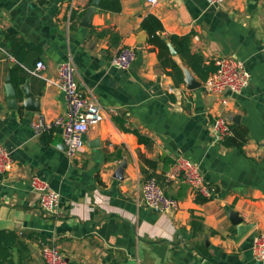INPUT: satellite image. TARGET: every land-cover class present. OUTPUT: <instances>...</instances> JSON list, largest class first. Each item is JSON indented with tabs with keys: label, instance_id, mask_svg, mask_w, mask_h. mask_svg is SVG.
<instances>
[{
	"label": "crops",
	"instance_id": "1",
	"mask_svg": "<svg viewBox=\"0 0 264 264\" xmlns=\"http://www.w3.org/2000/svg\"><path fill=\"white\" fill-rule=\"evenodd\" d=\"M89 1L0 0V145L13 160L0 174V231L16 233L29 248L20 263L12 250L13 264H43L40 249L49 244L69 264H264L251 254L252 237L264 231V0H225L218 7L205 0L153 6L119 0V12L100 5L82 27ZM149 15L162 24L158 35L167 45L169 36L189 37L190 52L205 65L224 57L241 61L251 75L247 89L235 96L206 93L176 53L170 56L183 77L177 84L141 27ZM122 47L136 51L126 71L111 65ZM67 61L79 91L95 96L103 114L72 161L60 131L35 136L31 128L39 116L51 121L66 113L57 69ZM37 62L44 70L35 75ZM7 82L15 109L8 107ZM218 117L246 128L241 150L214 142ZM178 158L198 167L206 202L197 203L204 197L179 180L165 182ZM34 177L59 194L53 212L39 207ZM151 177L179 202L177 212L143 204L141 186ZM231 213L241 225L231 223ZM246 225L252 228L232 239Z\"/></svg>",
	"mask_w": 264,
	"mask_h": 264
},
{
	"label": "built area",
	"instance_id": "2",
	"mask_svg": "<svg viewBox=\"0 0 264 264\" xmlns=\"http://www.w3.org/2000/svg\"><path fill=\"white\" fill-rule=\"evenodd\" d=\"M46 2L47 0H31ZM213 7L221 6L225 0H205ZM146 4L153 6L158 0H145ZM136 59V51L131 47H122L112 58L111 65L119 70H128ZM215 71L203 83V90L211 95L227 93L231 96L240 95L250 84L251 75L241 61L232 57H224L214 62ZM44 70L42 62H37L34 74ZM74 65L67 61L58 66L57 84L63 92L66 113L46 121L41 116L31 124L35 136H41L52 130L61 133L64 153L72 161L84 148V137L87 132L103 121V114L97 99L92 94H82L76 82ZM226 104V100L222 101ZM213 140L220 144L230 135L227 121L218 117L211 125ZM13 160L10 153L0 145V174L10 171ZM179 180L187 185L195 194L204 198L209 192L204 184L198 167L190 160L178 158L170 171L165 175V182ZM31 190L38 196V204L45 213L53 212L60 201L57 192L51 190L48 184L37 177L31 179ZM141 201L151 210L165 213H175L180 204L177 200L165 195L163 188L155 178H147L141 186ZM251 254L255 261L264 262V231L255 234L251 239ZM43 264H69L54 244L43 245L40 249Z\"/></svg>",
	"mask_w": 264,
	"mask_h": 264
},
{
	"label": "trees",
	"instance_id": "3",
	"mask_svg": "<svg viewBox=\"0 0 264 264\" xmlns=\"http://www.w3.org/2000/svg\"><path fill=\"white\" fill-rule=\"evenodd\" d=\"M101 8L109 12H119L120 3L119 0H102ZM141 27L148 36V43L157 49V58L161 67H169L171 74L175 79V82L181 83L183 81L182 72L179 66L171 59L170 49L163 38L158 33L163 31L162 24L154 16H147L141 24ZM171 45L174 47L177 55L182 61L203 81L215 71L214 64L205 65L203 60L198 55H193L190 52V40L189 37L179 38L177 36L168 37ZM115 123L123 129L122 123L115 119ZM231 134L227 136L221 145L225 148H236L241 150L246 140V128L239 126H229ZM139 142L148 145V142L143 137L136 134ZM145 163L150 167H155V163L148 160H144ZM207 200L205 198L198 197L197 203H203ZM193 229L196 228L197 224L192 219ZM14 250L18 257V263L23 258L29 255L28 245L20 238L16 233L12 231H0V264H13L11 251Z\"/></svg>",
	"mask_w": 264,
	"mask_h": 264
},
{
	"label": "water",
	"instance_id": "4",
	"mask_svg": "<svg viewBox=\"0 0 264 264\" xmlns=\"http://www.w3.org/2000/svg\"><path fill=\"white\" fill-rule=\"evenodd\" d=\"M102 0H90L86 6H85V13L83 14L82 18H81V26L82 27H89V23H90V19L92 17V15L99 9L100 6V2ZM8 32H11V29H8ZM168 47L170 49V53L173 57L176 56V52L173 50V48L171 47L170 44H168ZM37 61V59L35 60ZM25 89V88H24ZM6 96H7V100H8V107L10 109H15V101H16V95H15V90L12 88V86L9 84V82H7V86H6ZM30 95H24V98L26 101H28V98L30 99ZM29 104V101L26 103L25 107L27 110H29V106L27 107V105ZM230 221L233 225H241L242 220L240 218H238V216L235 213H231L230 214ZM252 228L251 225H246L244 226V229L241 233H239L236 236H232V239L238 240L239 238H241L242 235L246 234L250 229Z\"/></svg>",
	"mask_w": 264,
	"mask_h": 264
}]
</instances>
